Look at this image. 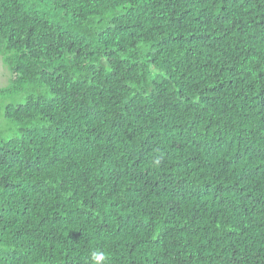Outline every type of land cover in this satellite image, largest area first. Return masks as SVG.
Wrapping results in <instances>:
<instances>
[{"label": "trees", "instance_id": "16d2710c", "mask_svg": "<svg viewBox=\"0 0 264 264\" xmlns=\"http://www.w3.org/2000/svg\"><path fill=\"white\" fill-rule=\"evenodd\" d=\"M0 264H264V0H0Z\"/></svg>", "mask_w": 264, "mask_h": 264}, {"label": "rangeland", "instance_id": "374dc122", "mask_svg": "<svg viewBox=\"0 0 264 264\" xmlns=\"http://www.w3.org/2000/svg\"><path fill=\"white\" fill-rule=\"evenodd\" d=\"M12 73L8 66V63L5 61L4 57L0 55V89L6 88L11 84ZM0 124H4V120L0 119Z\"/></svg>", "mask_w": 264, "mask_h": 264}, {"label": "clouds", "instance_id": "9594fccd", "mask_svg": "<svg viewBox=\"0 0 264 264\" xmlns=\"http://www.w3.org/2000/svg\"><path fill=\"white\" fill-rule=\"evenodd\" d=\"M110 257L101 249L90 250L89 253V264H108Z\"/></svg>", "mask_w": 264, "mask_h": 264}]
</instances>
